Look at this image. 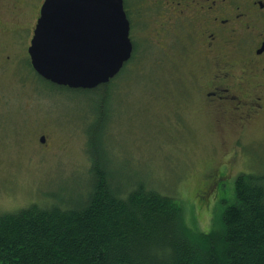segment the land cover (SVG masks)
I'll use <instances>...</instances> for the list:
<instances>
[{
  "label": "rangeland",
  "instance_id": "rangeland-1",
  "mask_svg": "<svg viewBox=\"0 0 264 264\" xmlns=\"http://www.w3.org/2000/svg\"><path fill=\"white\" fill-rule=\"evenodd\" d=\"M136 43L134 59L112 86L109 118L102 124L94 114L95 93L59 89L25 60L17 71H0V214L84 194L91 168L87 149L101 144L113 176L177 198L194 233L222 227L239 176L264 175V132L253 128L240 149H229L233 136L222 135L195 109L198 92L188 89L186 73L171 68L170 58L159 66L163 58L146 55L150 44L159 49L155 41ZM93 132L94 148L88 145ZM206 172L225 181L200 201L197 187Z\"/></svg>",
  "mask_w": 264,
  "mask_h": 264
},
{
  "label": "trees",
  "instance_id": "trees-1",
  "mask_svg": "<svg viewBox=\"0 0 264 264\" xmlns=\"http://www.w3.org/2000/svg\"><path fill=\"white\" fill-rule=\"evenodd\" d=\"M115 81L87 91L98 96L94 114L101 124ZM88 140L94 148V132ZM87 152L84 194L0 214V264H264V175H241L222 227L194 233L177 198L113 176L102 144ZM203 186L206 195L212 185Z\"/></svg>",
  "mask_w": 264,
  "mask_h": 264
},
{
  "label": "flooded vegetation",
  "instance_id": "flooded-vegetation-1",
  "mask_svg": "<svg viewBox=\"0 0 264 264\" xmlns=\"http://www.w3.org/2000/svg\"><path fill=\"white\" fill-rule=\"evenodd\" d=\"M47 1L0 0V71H17L23 60L31 64L29 48ZM123 2L133 56L136 42L155 41L159 49L150 44L146 55L163 58L159 66L170 58L171 68L186 73L188 89L198 92L195 109L222 135L233 136L229 149H240L253 128L264 132V0ZM224 181L206 172L199 189Z\"/></svg>",
  "mask_w": 264,
  "mask_h": 264
},
{
  "label": "water",
  "instance_id": "water-1",
  "mask_svg": "<svg viewBox=\"0 0 264 264\" xmlns=\"http://www.w3.org/2000/svg\"><path fill=\"white\" fill-rule=\"evenodd\" d=\"M129 34L123 0H48L29 49L32 66L55 85L95 89L131 59Z\"/></svg>",
  "mask_w": 264,
  "mask_h": 264
}]
</instances>
